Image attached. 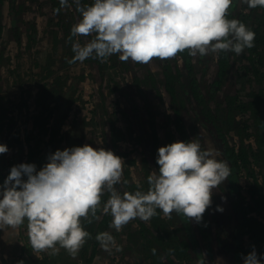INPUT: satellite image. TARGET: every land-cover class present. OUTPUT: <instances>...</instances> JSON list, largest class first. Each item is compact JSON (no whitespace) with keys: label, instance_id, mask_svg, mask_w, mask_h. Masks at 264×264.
I'll return each mask as SVG.
<instances>
[{"label":"clouds","instance_id":"obj_1","mask_svg":"<svg viewBox=\"0 0 264 264\" xmlns=\"http://www.w3.org/2000/svg\"><path fill=\"white\" fill-rule=\"evenodd\" d=\"M234 0H71L80 19L70 29L74 55L68 63L112 55L121 61L147 64L187 50L191 56L232 52L240 55L254 46L255 32L238 19L228 18ZM248 7L264 8V0H241ZM70 7L69 0H59ZM80 36L91 37L81 44ZM201 138L175 141L157 149L158 171L147 177V191H117L123 161L111 150L90 144L57 149L37 169L19 163L0 184V229L27 221L30 244L36 251L57 250L75 256L88 236L81 223L95 215L102 196L109 193L103 212L120 231L133 219L149 221L160 210L200 222L212 205L213 190L230 175V165L219 159L220 149ZM0 143V154L8 151ZM224 209L217 206L216 211ZM106 239L112 241L111 235ZM242 256L243 264H264L255 245ZM119 250V249H117ZM17 264H23L18 261Z\"/></svg>","mask_w":264,"mask_h":264},{"label":"trees","instance_id":"obj_2","mask_svg":"<svg viewBox=\"0 0 264 264\" xmlns=\"http://www.w3.org/2000/svg\"><path fill=\"white\" fill-rule=\"evenodd\" d=\"M15 2L16 0H8V7L9 15L14 16L13 25L17 26L15 25V17L22 13L23 7L22 4H18L16 7ZM49 2L59 11V7L55 5L56 0H49ZM69 2L71 4V0ZM81 3L87 5L91 3V0H81ZM71 10L76 12L80 19V14L76 11L74 4L69 7V12ZM228 18L238 19L256 34L254 46L245 49L240 54L241 57L238 62L245 61L247 65L240 64L242 66L234 74L236 83L240 82L242 88L245 83L249 88L252 87L244 96L248 99L247 101L241 98V90L234 93L228 92L220 98L219 92L226 83L227 76L230 78L229 72L230 68H233V61L239 57V55L232 52L216 54L217 70L215 79L211 83L197 81L192 56L188 54L187 50L178 52L174 58L179 57L181 59L187 82L183 81L182 71L177 66L173 65L172 67L168 59H165L161 61L163 77L158 83L169 95L170 111L173 113L172 118L167 117V123L172 126V128L168 126L166 132L169 143L177 140H192L190 127L188 128L184 123V117L189 113L187 108L184 107L183 96H186L188 92L190 94L188 98L189 109L193 113L194 120L206 128L212 141L219 143L222 159L230 165V175L227 178V190L225 191L227 205L232 216H234L235 223L231 224L230 216L224 214L223 211H216V216L225 222L216 219L217 226L213 235V222L210 220L209 209L205 211L200 222L195 219L192 222L191 218L177 213V219L173 218L172 215L163 217V212L157 210V215L149 221L138 222L136 243L137 251L138 249L140 252L142 250L140 255L142 256V262L140 264H177L176 262L179 261L190 264L192 255L201 259V245L197 235L204 242V245L209 246L212 240H215L220 247L231 252L235 262L241 261L242 256L246 255L243 243L245 240L250 242L251 246L255 245L258 254L264 253V8H250L246 4L245 8L242 6L239 10H236V1L234 0L228 9ZM59 23L62 30L70 32L71 25L69 22L64 23L62 16H59L57 25ZM24 26L28 28V38L31 42L30 45L27 42L28 44L25 47L28 50L35 42H38V32L34 22L26 21ZM3 31L4 26L0 18V39ZM57 32V30L48 29L52 47L51 51L44 56L46 64L56 54L59 42L62 43V39L57 38ZM89 38L91 39V37ZM198 56L199 65L202 63V56ZM212 56L211 53L210 58ZM98 61L99 59H97ZM46 64L44 66L43 62V64L36 65V67L40 70L50 68V63L47 67ZM69 65L70 63L68 65L63 64L66 68ZM240 69L245 70L243 75H249L246 81L244 78L243 81L241 80ZM47 71L49 72L43 77V83L36 98V102L42 103L41 111L37 109L31 117L26 112V120L30 121L31 128L23 131L24 144L27 149L24 163L42 165L46 163L47 155L57 149L63 150L67 147L82 146L80 140L74 136L71 137L70 134H73L72 128L63 129L67 110L63 109L64 103L60 104V98L65 99L66 105L70 103L74 92V83L71 82L66 88L68 77L62 79L63 75H58V72ZM78 78L82 80L83 76ZM135 78L139 82L136 76ZM22 106L27 111V104L24 103ZM182 110H185L184 113ZM2 111H4L3 108ZM148 113L152 129L151 134L154 138L152 148L154 166L158 171L159 166L156 163L158 146L153 125L154 116L150 108ZM6 117L7 115L0 113V141L2 138L1 129L4 128L3 121ZM193 127L191 129L198 132L197 127ZM110 128L111 151L114 152L119 130L114 128L113 125ZM2 156L3 154H0V184L3 183L10 172L11 166L8 165H15L13 163L14 159L11 162L6 158L2 159ZM119 156L124 157L126 154H119ZM141 163L145 164L147 162L142 159ZM8 167L9 169H7ZM139 173L141 179L137 181V184L125 185L127 192H134L138 189L147 191L149 187L147 177L150 172L149 170H143ZM242 177L250 180L245 189L240 184L239 179ZM116 186H120V184ZM243 192H246V196L243 195ZM107 196L109 194L105 192L95 215L89 213L87 218H81L82 226L87 231L88 236L79 249L80 264L91 263L97 253L100 240L106 235V231L111 228L112 216L103 212V205L107 200ZM152 230H155V233ZM30 259L32 264H48L47 258L44 257L38 258L30 254Z\"/></svg>","mask_w":264,"mask_h":264},{"label":"rangeland","instance_id":"obj_3","mask_svg":"<svg viewBox=\"0 0 264 264\" xmlns=\"http://www.w3.org/2000/svg\"><path fill=\"white\" fill-rule=\"evenodd\" d=\"M17 3L24 6L22 8L24 20L35 21L36 30H38L37 41L39 42L38 45L33 44L28 50L24 49L29 31L27 30L24 33L22 26V34H19V36L23 46L20 45V49H16L17 44L13 40L16 36H13L14 33L8 29L10 19L8 16L7 0H1L0 12L5 22V29L3 37L0 40V113H4L7 117L3 121L4 128L1 129L2 138L0 143L6 144L9 149L6 153H3L1 158H6L11 162L14 159L13 163L15 165L24 163L27 149L24 144L23 131L26 129L30 130L31 128L30 121L26 120V112L31 117L32 113L37 109L41 111L42 103L36 102V98L38 90L40 91V86L43 83L42 79L49 72H46V70H51L58 72V75H63L62 79L68 77L65 87L71 82L75 86L73 87L74 92L70 102L74 105L65 113V125L63 127L64 130L72 128L73 134H70L71 137L74 136L80 140L82 146L90 144L96 148L102 147L105 150H111L109 127L113 125L114 128L123 132V137L118 138L114 150V154L118 156L119 154H126V156L121 157L123 161L122 176L119 183L120 186H115L117 191L123 190V192H126V184H137V181L141 179L140 171L149 170L150 174L156 172L157 169L154 166L152 150L154 138L151 134L152 129L148 109L150 108L154 116L153 125L158 148L169 144L166 132L167 127L172 128V126L170 123H167V117L170 116L172 118L173 116V113L170 111L169 97L166 92H161L162 88L158 83L161 78V76L159 77L161 67L158 63L153 60L147 64L121 61L118 55L114 54L105 58L101 64L96 62L97 58H88L83 62H76V64L69 65L66 68L63 66V61H67L69 55L63 53L69 47L68 37L70 32L62 30L60 23L58 25L57 23L59 16H62L64 23L69 22L72 26L79 20L76 12L72 10L69 12V7H61L59 0H56L55 3L59 7V11L53 7L49 0H39L36 4L31 3L30 0H19ZM246 4V2L237 0V10L242 6L245 8ZM48 29L57 30V38L59 39L60 37L62 43L59 42L56 54L46 64L44 56L51 51L52 47ZM76 39L73 38V41ZM78 39L81 44H84L90 38L80 36ZM240 57L239 55V57L235 58L237 61H233L232 71L229 72L231 79L227 76L226 83H224L221 92H219L220 98L228 92L234 93L241 90V98L244 101L248 100L244 96L252 87L249 88L247 83H245L242 88L240 82L236 83V78L233 75L242 66L240 64H246L245 61H241L242 63L238 62ZM196 59L197 55L193 56L194 64L196 63ZM202 61L203 64L197 66L196 70L198 73L196 77L200 80L204 76L208 83H210L215 77V64L214 62H208L204 58ZM43 62L44 66L46 64V67L50 63V68L40 70V68L36 67V65L40 66ZM178 66L182 67L181 62H179ZM244 71L241 69L239 71L242 81L243 78L246 81L247 76H249L243 75ZM79 76H83V79L80 80ZM134 76L139 80L142 79V84L133 81ZM21 100L23 101L21 102ZM24 103L28 106L27 111L22 106ZM188 106L189 104H186L185 101L184 107L188 109L189 115L184 117V123L188 128L190 127L191 138H201V144L204 148L208 146L207 142L209 140L215 147L219 148V143L211 140L206 128L194 120ZM2 108L4 111H2ZM184 111L182 110L183 113ZM192 127H197L198 132L191 129ZM175 137L177 138L176 134ZM218 158L222 159L221 153ZM142 159H145L147 163H141ZM45 161L47 162V160ZM44 164H36L37 169ZM8 166L12 167L14 165ZM239 180L243 189L250 182V180L244 177ZM225 190H227V178L213 190L212 205L209 208L210 220L213 222V235L217 226L216 219L217 221L219 219L222 220L216 216L217 206L222 207L224 214L230 216L231 224L235 223L234 216H232L227 205ZM243 195L246 196V192H243ZM171 215L175 219L178 218L175 212ZM163 217H167V215L163 214ZM139 221L142 222L140 219ZM222 221L225 222L224 220ZM192 222H194L193 219ZM136 229L137 219H133L123 226L120 231H116L117 236L108 231L100 240L96 256L89 264H140L142 262V256H140L142 250L141 252L139 249L137 251ZM17 230L16 241H22V248L31 250L35 256H40L39 258H47L48 264H80L78 258L79 251L73 256L58 245L55 251L52 249L44 251L34 250L28 237L27 221L17 227ZM153 232L155 233V230ZM107 235H111L112 241L106 239ZM197 238L201 245V259L192 255V262L190 264H235L231 252L220 247L215 240H212V243L208 246L204 245V242L200 240L198 235ZM243 243L244 251L247 254L252 250L250 242L245 240ZM24 255L26 254L24 253ZM240 262L236 264H243V259ZM176 263L184 264L180 261ZM30 264H32L31 260Z\"/></svg>","mask_w":264,"mask_h":264},{"label":"flooded vegetation","instance_id":"obj_4","mask_svg":"<svg viewBox=\"0 0 264 264\" xmlns=\"http://www.w3.org/2000/svg\"><path fill=\"white\" fill-rule=\"evenodd\" d=\"M3 1V0H2ZM19 0H16V2H18ZM31 1V0H30ZM38 1L39 0H36V2H35V0L33 1H31V3H34V4H36V3H38ZM236 1V3H237V0H235ZM16 2H15V4H16ZM18 4L19 3H17L16 4V7L18 6ZM22 7L24 8V6L22 5ZM237 7H238V5L236 6V10H237ZM7 8H8V16H9V19H10V23H9V26H8V29L10 30V32H13L14 34H13V36L15 35L16 37H14L13 38V40H15V42H16V44H17V47H16V49H20V45H22L23 46V44L21 43L22 41H21V39H20V36H19V34H22L21 33V29H22V26H23V32L25 33L27 30H28V28H27V26L25 27L24 26V23H26V21H28V22H34L35 23V21H33V20H31V21H29V20H24V14H22V13H20V14H18V15H16V20H15V22H16V24L15 25H17V26H14L13 25V22H14V16H12L11 17V15H9V7H8V0H7ZM235 8V7H234ZM1 23H2V25L4 26V29H5V22H4V19H3V17H2V14H1ZM76 23V22H75ZM35 25H36V23H35ZM37 29V28H36ZM37 32H38V30H37ZM3 33H4V31L2 32V37H3ZM2 37H1V39H2ZM58 37V36H57ZM60 38V37H59ZM0 39V40H1ZM27 42L30 44L31 42L29 41V38L27 37ZM39 42V41H38ZM38 42H35V44H37L38 45ZM68 44H69V47L67 48V50L63 53V54H65V53H67L68 55H69V58H68V60L67 61H63L64 63H66L67 65H68V61L72 58V56L74 55V53L72 52V49H71V44H72V41H69L68 40ZM26 45H27V43H26ZM26 47V46H25ZM25 49V48H24ZM211 54V53H210ZM210 54H208V55H205V56H202L201 57V59H205V60H207L208 62H214V64H215V68H217V66H216V54H213V56H212V58H210ZM199 55V54H198ZM197 55V59H196V63L194 64V67H195V69H197V66H198V61H199V56ZM192 59H193V56H192ZM63 60H64V57H63ZM153 61L154 62H156V63H158V65L161 67V61L162 60H160V59H153ZM168 61H169V63L171 64V66L173 67V65L174 66H177L181 71H182V73H183V76H184V78H183V81L185 82H187V80H186V73L184 72V69H183V66L180 68L179 66H178V64H179V62H181V64H182V61H181V59L179 58V57H172V58H168ZM97 62V61H96ZM63 63V64H64ZM98 63L99 64H101L102 62H100V59H99V61H98ZM74 64H76V63H73V64H70V65H74ZM203 64V61H202V63L201 64H199V65H202ZM232 66H233V64H232ZM68 68V67H67ZM231 70L230 71H232V68H230ZM217 70V69H216ZM198 72H197V70H196V72H195V77H196V74H197ZM215 75H216V73H215ZM231 75V74H230ZM234 75V74H233ZM148 76V75H147ZM161 76V78H160V80L162 79V67H161V71H160V73H159V77ZM201 76H203V75H201ZM196 79H197V81H205V82H207L208 83V81L204 78V76L202 77V79H200V80H198V78L196 77ZM214 79H215V77H214ZM213 79V80H214ZM139 80V79H138ZM159 80V81H160ZM212 80V81H213ZM133 81H135V82H137L136 81V78H135V76L133 77ZM142 79L141 80H139V82H137L138 84H142ZM158 81V82H159ZM211 81V82H212ZM210 82V83H211ZM162 88V87H161ZM202 90H203V88H202ZM162 91H164L163 89L161 90V92ZM165 92V91H164ZM168 95V94H167ZM168 97H169V95H168ZM190 97V94H189V92H188V94L186 95V96H183V98H184V102L186 101V104H189V100H188V98ZM169 100H170V98H169ZM188 101V102H187ZM71 102V101H70ZM170 102V101H169ZM62 103H64V107H63V109H65V110H67V112L70 110V108L74 105L73 103H68L67 105L65 104V99L64 100H62L61 98H60V104H62ZM190 105V104H189ZM188 108H189V106H188ZM190 110V109H189ZM187 112H188V109H187ZM189 113V112H188ZM192 115H193V113H192ZM170 117V116H169ZM193 118H194V116H193ZM123 132L120 130L119 132H117V134H118V138H122L123 137V134H122ZM109 134H110V136H111V128L109 127ZM120 135V136H119ZM118 138H116V140L118 141ZM116 186V185H115ZM116 187H118V186H116ZM119 192L121 193V194H123L124 192H123V190H119ZM109 194V193H108ZM110 195V194H109ZM109 198V196H107V199ZM138 222H139V219L137 218V227H138ZM111 226V225H110ZM137 230V229H136ZM108 231H111L112 232V234L115 236H117V232H116V229L115 228H113L112 226H111V228L110 229H108L107 230V232H106V234L108 233ZM97 250H98V248H97ZM30 252V253H29ZM27 254L29 255V257H30V254H32V255H34L33 254V252L31 251V250H27ZM35 256V255H34ZM38 256V255H37ZM36 256V257H37ZM96 256V255H95ZM40 256H38V258H39ZM95 258V257H94ZM93 258V259H94ZM92 259V260H93ZM31 260V259H30ZM92 262V261H91ZM236 263H241L240 261L239 262H235V264Z\"/></svg>","mask_w":264,"mask_h":264},{"label":"crops","instance_id":"obj_5","mask_svg":"<svg viewBox=\"0 0 264 264\" xmlns=\"http://www.w3.org/2000/svg\"><path fill=\"white\" fill-rule=\"evenodd\" d=\"M16 231L17 228L11 227L0 229V264H17L21 260L23 264H30V257L26 248H22V241H16Z\"/></svg>","mask_w":264,"mask_h":264}]
</instances>
